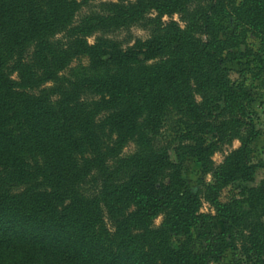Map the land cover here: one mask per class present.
<instances>
[{
  "label": "trees",
  "instance_id": "16d2710c",
  "mask_svg": "<svg viewBox=\"0 0 264 264\" xmlns=\"http://www.w3.org/2000/svg\"><path fill=\"white\" fill-rule=\"evenodd\" d=\"M89 1L0 0V264H210L239 242L264 264V180L248 186L264 163L226 66L249 34L264 54V0H119L76 22ZM143 22L151 38L127 50L88 42ZM174 111L185 119L160 145ZM187 158L212 176L204 197Z\"/></svg>",
  "mask_w": 264,
  "mask_h": 264
},
{
  "label": "rangeland",
  "instance_id": "374dc122",
  "mask_svg": "<svg viewBox=\"0 0 264 264\" xmlns=\"http://www.w3.org/2000/svg\"><path fill=\"white\" fill-rule=\"evenodd\" d=\"M119 0H94L86 2L76 15V22L81 21L84 17L91 14H104L106 9L102 6L103 3H118ZM132 2L136 0H130ZM173 19L183 26L179 15H174ZM171 19L164 17L163 22L167 23ZM225 25L228 33L233 31L234 20H225ZM153 26L149 23L134 24L129 27L116 28L114 26L94 33L88 37V42L93 45L100 38H105L109 41H114L124 50L133 47L137 41L145 42L152 36ZM236 52H241L244 56L241 59H236L226 64L229 69L230 80L236 89L245 97L249 107V112L252 115L253 123L256 125L257 137L252 143V158L255 163H264V63L258 59L264 60V54L260 52V40L254 34H249L246 44L242 45ZM248 51H252L253 55H248ZM76 63H74L75 65ZM16 77V75L14 76ZM185 118L173 112L169 121L165 124L161 135L157 142L160 145L171 144L174 141V131L179 124V120ZM206 137L209 141H216L215 132L210 129L206 132ZM241 146L239 140L235 139L230 144H224L212 157L215 166L221 165L226 157ZM135 150L133 144L128 145L125 153L129 154ZM172 158L175 160V155L172 152ZM183 178L187 188L193 192H199L201 197H204L205 185L213 182L210 174H205L202 164L195 158H187L183 166ZM264 180V169H258L255 175V181L248 184L250 187H257ZM233 188L226 189L222 194V200H227ZM202 213L213 214L215 211L212 206L202 198ZM163 221L162 217L155 220V226L159 227ZM213 228L216 232H224V223L222 221H214ZM257 257L254 253H247L242 242H239L238 250H228L219 257L217 261H212L210 264H256Z\"/></svg>",
  "mask_w": 264,
  "mask_h": 264
}]
</instances>
